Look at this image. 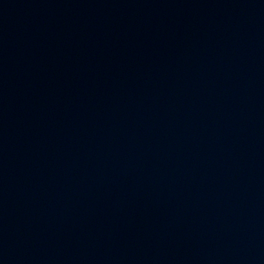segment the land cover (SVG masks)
Here are the masks:
<instances>
[{
    "label": "water",
    "instance_id": "obj_1",
    "mask_svg": "<svg viewBox=\"0 0 264 264\" xmlns=\"http://www.w3.org/2000/svg\"><path fill=\"white\" fill-rule=\"evenodd\" d=\"M0 264H264V0H0Z\"/></svg>",
    "mask_w": 264,
    "mask_h": 264
}]
</instances>
